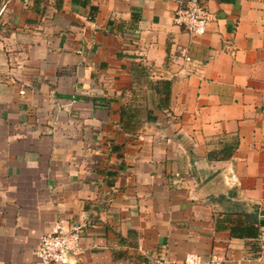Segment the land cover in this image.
I'll list each match as a JSON object with an SVG mask.
<instances>
[{
    "label": "crops",
    "instance_id": "1",
    "mask_svg": "<svg viewBox=\"0 0 264 264\" xmlns=\"http://www.w3.org/2000/svg\"><path fill=\"white\" fill-rule=\"evenodd\" d=\"M185 1L0 0V264L79 217L76 264H264V0Z\"/></svg>",
    "mask_w": 264,
    "mask_h": 264
},
{
    "label": "built area",
    "instance_id": "2",
    "mask_svg": "<svg viewBox=\"0 0 264 264\" xmlns=\"http://www.w3.org/2000/svg\"><path fill=\"white\" fill-rule=\"evenodd\" d=\"M27 3L29 0H23ZM174 22L181 25L190 34L199 35L205 32L210 14L203 5V0H186L174 15ZM186 60L190 57L185 56ZM230 184H237L238 179L232 168L227 169ZM83 218L71 222L56 221L51 230L39 237L34 253L37 264H76L81 253L80 238L84 227ZM218 257L203 261L199 256L189 254L184 264H217Z\"/></svg>",
    "mask_w": 264,
    "mask_h": 264
},
{
    "label": "trees",
    "instance_id": "3",
    "mask_svg": "<svg viewBox=\"0 0 264 264\" xmlns=\"http://www.w3.org/2000/svg\"><path fill=\"white\" fill-rule=\"evenodd\" d=\"M138 69H142L143 71L141 73L145 74L143 66L142 68H138ZM164 84L166 86L169 84V82L166 81L164 82ZM161 103H159L158 105L160 106ZM143 109L144 106H142L141 103H131L129 105L123 106L120 109V122L123 131L130 132L134 126H137L136 124H139L141 120V115L144 114V112L146 113V120L154 119V117L151 115L152 112L151 108L146 109V111H144ZM236 144L237 141H233V143H228L226 146L222 148L220 154L217 153L216 151H209L208 156L209 158L230 157L234 148L236 147Z\"/></svg>",
    "mask_w": 264,
    "mask_h": 264
}]
</instances>
